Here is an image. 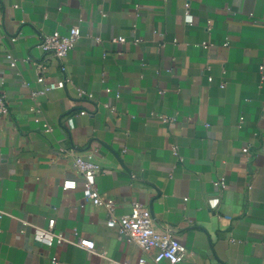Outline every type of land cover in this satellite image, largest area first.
<instances>
[{"label": "crops", "instance_id": "obj_1", "mask_svg": "<svg viewBox=\"0 0 264 264\" xmlns=\"http://www.w3.org/2000/svg\"><path fill=\"white\" fill-rule=\"evenodd\" d=\"M72 26L66 85L32 97L40 33ZM134 33L138 44L109 41ZM262 74L264 0H0V92L10 108L0 117V264H156L104 206L81 205L73 159L92 148L102 165L93 182L114 214L146 204L154 226L184 243L179 264H264ZM58 75L52 66L46 81ZM77 87L93 98L78 100ZM67 179L76 186L63 189ZM50 218L54 231L76 230L96 250L37 241Z\"/></svg>", "mask_w": 264, "mask_h": 264}, {"label": "built area", "instance_id": "obj_2", "mask_svg": "<svg viewBox=\"0 0 264 264\" xmlns=\"http://www.w3.org/2000/svg\"><path fill=\"white\" fill-rule=\"evenodd\" d=\"M138 8V6H137ZM186 21L191 22L192 17L186 13ZM136 25L132 24V30L135 31ZM15 38V37H14ZM79 39V31L77 26H72L66 34L54 31L52 33H40L38 47L41 49V57L36 60H31L36 70V83L40 85L37 89L31 92L32 97L40 94H44L46 91L55 88H61L66 85V58L69 51L74 47ZM96 42H100L99 37H94ZM142 37L134 33L131 38H126L123 35L113 36L109 39L110 43H125L130 41L133 44H138L142 41ZM200 45L204 48H208L212 45L211 42L203 41ZM223 46H229V41L226 39ZM106 56V53H103ZM10 57V55H8ZM29 60V59H28ZM30 61V60H29ZM55 66L57 68L58 76L54 80L46 81L47 74L50 68ZM207 68L209 65L206 66ZM263 68V63L260 65V69ZM225 72L224 69H222ZM211 79V77H209ZM261 79H264L263 74ZM27 84V82H26ZM221 87L224 83L220 84ZM105 90L109 92L111 89L106 87ZM159 92H162L160 90ZM119 96V92L116 93ZM93 94L86 91L81 87H77V99L88 100L92 99ZM104 106L110 111L115 110V106L105 103ZM37 106H31L30 111L34 112V120L41 122V118L37 114L39 112ZM10 112L9 101L5 93L0 92V117L8 116ZM80 114L88 112L84 108H80L78 111ZM158 118L165 123H173L175 116H168L164 114H157ZM243 117H240V121ZM43 130H51L48 123H42ZM249 145H245L242 149L243 153H248ZM171 151L174 155L180 158L176 145L171 146ZM97 149L92 148L85 154H77L73 159V166L80 173L83 178L85 193L82 200V204L89 203L93 206H104L110 213L112 221H115L118 225V233L124 237L127 241L134 242L140 246L144 251H154L153 261L158 264L163 260H166L168 264H179L185 256L186 247L182 241L175 238L168 232L158 230L153 223L152 214L150 208L139 200H133L131 203L130 211L126 214L115 215V204L111 199H104L93 182V178L98 174L102 165L96 158ZM226 179L224 176H220L214 181V185L217 189L225 187ZM76 186L74 180H64L62 182L63 189H72ZM1 216V213H0ZM54 218L48 219L47 228H36L34 238L47 245L52 244H73L78 247H82L89 251L96 250L95 242L92 239L80 235L76 230H72L70 233H64L63 231H54ZM101 254H105V251H100ZM51 264L58 263L56 256L51 257ZM147 259L140 257L136 264H146ZM114 264H127V263H114Z\"/></svg>", "mask_w": 264, "mask_h": 264}]
</instances>
